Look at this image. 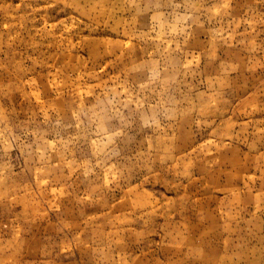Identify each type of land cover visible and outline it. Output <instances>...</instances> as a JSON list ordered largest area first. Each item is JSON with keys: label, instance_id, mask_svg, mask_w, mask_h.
I'll use <instances>...</instances> for the list:
<instances>
[{"label": "rangeland", "instance_id": "rangeland-1", "mask_svg": "<svg viewBox=\"0 0 264 264\" xmlns=\"http://www.w3.org/2000/svg\"><path fill=\"white\" fill-rule=\"evenodd\" d=\"M0 264H264V0H0Z\"/></svg>", "mask_w": 264, "mask_h": 264}]
</instances>
